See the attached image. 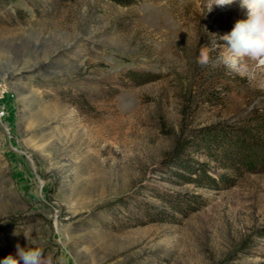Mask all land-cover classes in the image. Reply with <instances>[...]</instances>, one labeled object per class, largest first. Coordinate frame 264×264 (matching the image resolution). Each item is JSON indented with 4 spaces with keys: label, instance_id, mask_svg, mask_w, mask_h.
Listing matches in <instances>:
<instances>
[{
    "label": "rangeland",
    "instance_id": "374dc122",
    "mask_svg": "<svg viewBox=\"0 0 264 264\" xmlns=\"http://www.w3.org/2000/svg\"><path fill=\"white\" fill-rule=\"evenodd\" d=\"M219 7L0 0V259L36 239L66 264H264V165L172 159L264 117V66L220 61Z\"/></svg>",
    "mask_w": 264,
    "mask_h": 264
},
{
    "label": "clouds",
    "instance_id": "9594fccd",
    "mask_svg": "<svg viewBox=\"0 0 264 264\" xmlns=\"http://www.w3.org/2000/svg\"><path fill=\"white\" fill-rule=\"evenodd\" d=\"M234 0H206L208 12L213 6L231 5ZM240 7L246 10V18L236 21L229 33L221 39L224 47L221 50L220 61L242 75L254 78L245 58L252 61L255 66H264V0H239ZM209 51L202 47L197 63H209ZM0 264H66L62 256H53L43 246V241L33 239L28 241L27 247L16 245L14 253L0 259Z\"/></svg>",
    "mask_w": 264,
    "mask_h": 264
},
{
    "label": "trees",
    "instance_id": "16d2710c",
    "mask_svg": "<svg viewBox=\"0 0 264 264\" xmlns=\"http://www.w3.org/2000/svg\"><path fill=\"white\" fill-rule=\"evenodd\" d=\"M256 152L264 155V117L253 126L238 129L218 125L198 129L190 137L179 140L172 159L178 165H185L192 162L193 154L202 153L214 159L222 168H231L235 174H239L243 169L257 170L264 165V161L259 160L260 156L256 158ZM205 171L202 167L197 178L192 180L209 178ZM222 178L227 183L231 177L230 174H223Z\"/></svg>",
    "mask_w": 264,
    "mask_h": 264
},
{
    "label": "bare ground",
    "instance_id": "6f19581e",
    "mask_svg": "<svg viewBox=\"0 0 264 264\" xmlns=\"http://www.w3.org/2000/svg\"><path fill=\"white\" fill-rule=\"evenodd\" d=\"M219 9H224L226 12H230L236 15V20L239 19H245L246 18V10L242 9L240 7V2L239 0H234V2L231 5H225V6H220ZM66 165V162H64L60 167L61 170L64 169Z\"/></svg>",
    "mask_w": 264,
    "mask_h": 264
}]
</instances>
